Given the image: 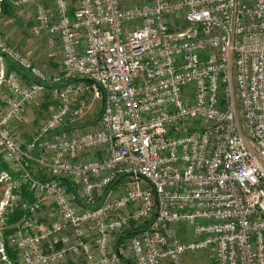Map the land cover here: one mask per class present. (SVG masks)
<instances>
[{
	"label": "built area",
	"instance_id": "1",
	"mask_svg": "<svg viewBox=\"0 0 264 264\" xmlns=\"http://www.w3.org/2000/svg\"><path fill=\"white\" fill-rule=\"evenodd\" d=\"M6 5L61 71L7 39ZM1 60L22 70L0 69L1 261L264 264V0H0Z\"/></svg>",
	"mask_w": 264,
	"mask_h": 264
},
{
	"label": "rangeland",
	"instance_id": "2",
	"mask_svg": "<svg viewBox=\"0 0 264 264\" xmlns=\"http://www.w3.org/2000/svg\"><path fill=\"white\" fill-rule=\"evenodd\" d=\"M14 12L15 13L11 17L8 14H5V15L2 14L1 15L2 29H3L7 39L11 43L18 45V46L22 47L25 51L29 52L28 48H26V45L32 46V45H30V43L34 41L33 38H37V39H39V38L32 34L31 28L29 29V27L27 25H21L22 27L26 28L25 34L27 36L25 40L21 41V39H22L20 37L21 34H19L20 32L18 33L17 29L12 28V24H11L10 19H13L12 17L15 16V14H17L18 16L22 17L24 20H29L30 13H28L27 11H24V10H19V9L18 10L14 9ZM15 30H17V34L14 33V32H16ZM7 62L8 61H2L1 60L0 61V66H1L0 68L3 67L5 69L7 64H8ZM45 70L47 72H51L50 70H48L46 68H45ZM10 71H13V70L11 69ZM10 71H7V72L10 73ZM53 72L54 71H52V73ZM81 78L88 79L85 76H83ZM87 83L91 84L90 82H87ZM54 104L55 103L51 99V96L46 92L43 95L42 101L40 103L35 102L23 111V113L21 115V118L23 120L21 119L22 121H21L20 125L18 124L19 129L17 128V130L18 131L22 130L24 136L28 137L31 134V132H33L37 128L39 120L49 116V114L51 113V109L53 108ZM101 108H102V100H99L94 104L93 108L85 116V118H83L82 120H78V122L81 123V122H85V121H89V122L92 121L100 113ZM2 160H3V158H2ZM1 168L2 169H0V174H1V172H10V170H8L6 168H3V167H1ZM185 259H186L188 264H214L213 250H209L206 252H197L196 254L188 255ZM12 263L23 264L22 262H19V261L12 262ZM0 264H8V263H5V262L0 260Z\"/></svg>",
	"mask_w": 264,
	"mask_h": 264
},
{
	"label": "crops",
	"instance_id": "3",
	"mask_svg": "<svg viewBox=\"0 0 264 264\" xmlns=\"http://www.w3.org/2000/svg\"><path fill=\"white\" fill-rule=\"evenodd\" d=\"M9 10L11 11V13L5 12V10H4L2 12V14L3 15L8 14L11 17L15 13L14 8L12 10V8L9 7ZM12 18L13 19H10L11 24H12V28L17 29L18 33L20 32L19 34H21L20 37L22 38L21 41L25 40L27 37L25 34L26 28L22 27L21 25H27L30 29L33 25L31 18H29V20H24L22 17L18 16L17 14H15V16H13ZM17 30H15L16 31V32H14L15 34H17ZM33 39H34V41L30 43V45H32V46L26 45V48H28L29 53L31 54L33 59L36 62H38L39 64H41L44 69L46 68V69L50 70L51 72L52 71H61V69H62V57H61L60 51L49 50V48L47 47V43H46L45 39H43V38H39V39L33 38ZM7 63L8 64H7L5 69L7 71H10V67H13V66H10L11 64L9 61ZM1 196H2V188L0 185V198H1Z\"/></svg>",
	"mask_w": 264,
	"mask_h": 264
},
{
	"label": "trees",
	"instance_id": "4",
	"mask_svg": "<svg viewBox=\"0 0 264 264\" xmlns=\"http://www.w3.org/2000/svg\"><path fill=\"white\" fill-rule=\"evenodd\" d=\"M9 7L13 9L12 6H10V5H6V6L4 7L3 11L5 10V12L11 13V11L9 10ZM10 64H11V63H10ZM11 66H13V67H10V70H11V69H12V70H17V71H19V72L22 71V70H20V68H18L16 65L14 66V65L11 64ZM1 167L10 170V169H9V166L6 164V162H4V161L2 160V156H0V169H2ZM41 175H42V174H37V176L42 177ZM64 183H66V182H64ZM19 216H21V215H19V213H17V214L14 215L13 217H11V218L9 219V221H10V222H14V221H16V220L19 218ZM140 228H142V226H137V227H136V226H133L132 229H130L129 231H127L126 233H124L123 236H121V239H120V246H121V245H124L125 242H126V240H127V238H128L130 235H132V234L138 232ZM7 251H8V253H9V256L13 259V261L16 262V261H17V257H18V256H17V252H15V251H14L13 249H11L10 247H7ZM129 264H133V263H132V262H129Z\"/></svg>",
	"mask_w": 264,
	"mask_h": 264
},
{
	"label": "water",
	"instance_id": "5",
	"mask_svg": "<svg viewBox=\"0 0 264 264\" xmlns=\"http://www.w3.org/2000/svg\"><path fill=\"white\" fill-rule=\"evenodd\" d=\"M89 81H92V80H89Z\"/></svg>",
	"mask_w": 264,
	"mask_h": 264
}]
</instances>
